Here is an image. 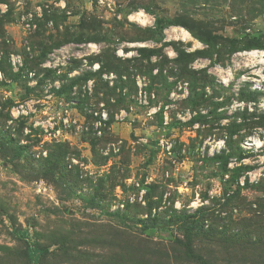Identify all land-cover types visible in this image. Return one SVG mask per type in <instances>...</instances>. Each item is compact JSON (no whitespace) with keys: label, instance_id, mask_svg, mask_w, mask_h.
I'll return each instance as SVG.
<instances>
[{"label":"rangeland","instance_id":"rangeland-1","mask_svg":"<svg viewBox=\"0 0 264 264\" xmlns=\"http://www.w3.org/2000/svg\"><path fill=\"white\" fill-rule=\"evenodd\" d=\"M227 38L264 0H0V264H264V49Z\"/></svg>","mask_w":264,"mask_h":264},{"label":"trees","instance_id":"trees-1","mask_svg":"<svg viewBox=\"0 0 264 264\" xmlns=\"http://www.w3.org/2000/svg\"><path fill=\"white\" fill-rule=\"evenodd\" d=\"M155 23H156V28H155L156 31L162 30L165 25H168V26L172 25V22L165 21V20H163L161 18H157ZM188 31L191 33L192 36H194L197 39H199L205 45H209L212 48L216 47L217 36H214L212 38L206 39V38L198 36L195 32H193L190 29H188ZM227 41L229 43V51L230 52H236V51H238L240 49H245V50H251V49L262 50V49H264V45L261 44L258 40H255V39L250 40L248 42V44L243 45V46H238L239 40L237 38H227ZM54 46L56 47V46H58V44L56 43ZM188 250H192V249L188 248Z\"/></svg>","mask_w":264,"mask_h":264},{"label":"bare ground","instance_id":"bare-ground-1","mask_svg":"<svg viewBox=\"0 0 264 264\" xmlns=\"http://www.w3.org/2000/svg\"><path fill=\"white\" fill-rule=\"evenodd\" d=\"M261 56H264L263 54Z\"/></svg>","mask_w":264,"mask_h":264}]
</instances>
